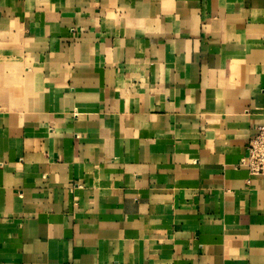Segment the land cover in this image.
<instances>
[{
	"label": "crops",
	"instance_id": "obj_1",
	"mask_svg": "<svg viewBox=\"0 0 264 264\" xmlns=\"http://www.w3.org/2000/svg\"><path fill=\"white\" fill-rule=\"evenodd\" d=\"M264 0H0V264H264Z\"/></svg>",
	"mask_w": 264,
	"mask_h": 264
},
{
	"label": "built area",
	"instance_id": "obj_2",
	"mask_svg": "<svg viewBox=\"0 0 264 264\" xmlns=\"http://www.w3.org/2000/svg\"><path fill=\"white\" fill-rule=\"evenodd\" d=\"M239 166H245L251 175L264 177V124L258 127L256 135L250 140L247 156Z\"/></svg>",
	"mask_w": 264,
	"mask_h": 264
}]
</instances>
